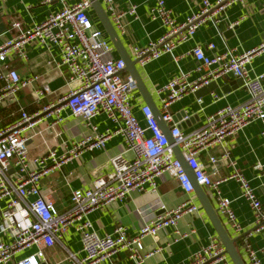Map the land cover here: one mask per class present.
Instances as JSON below:
<instances>
[{"label":"built area","instance_id":"obj_1","mask_svg":"<svg viewBox=\"0 0 264 264\" xmlns=\"http://www.w3.org/2000/svg\"><path fill=\"white\" fill-rule=\"evenodd\" d=\"M59 1L60 9L49 13L40 23L23 28L17 21L14 27L19 33L11 39L0 38V104L21 106V92L41 81L42 74L22 76L11 67L14 60L28 59V47L34 41L49 50L48 65L66 68L69 86V90L55 102L39 111L31 113L21 107L19 118L0 128V225L1 234L8 233L10 236L9 239H0V263H47L43 248L62 242L66 233L73 230L79 236L80 249L67 250L65 259L58 264H103L112 261L121 252H126L134 264H143L145 259L160 250L155 248L145 251L143 238L146 235L156 237L158 231L165 227L176 228L183 214L200 210L197 203L187 199L173 208L161 205L165 213L146 223L134 235L122 225L115 227L112 233L101 235L94 228L90 214L101 206L123 199L134 190L156 192L158 179L165 174L173 177L186 193L193 194L191 176L174 152L173 146L176 145L223 224L232 232L237 245H242L245 263L263 264L261 251L255 249L247 239L251 231L246 232L237 220L232 200L222 194L218 188L220 181H215L212 174L217 172L221 162L232 165L231 153L225 148L227 137L236 134L252 121L261 120L264 123L262 77L251 75L248 69L253 56L264 45L241 53L231 50L218 52L212 42L208 44L211 54H207L201 45L192 48L193 57L200 63L197 69L204 73L189 81V73L179 68V74L159 89L161 114L165 122H174L169 110L174 101L224 75L243 78L249 99L238 106L226 105L218 109L206 117L202 126L189 132H185L177 122L172 124L169 128L173 143H170L148 104L140 106L143 122L135 113L133 97L137 86L133 77L124 73L125 61L115 55L116 49L101 23L93 19L90 0ZM99 1L122 34L127 30L123 18H138L135 5L125 11H118L115 6L117 0ZM237 2L243 3L245 0H202L203 6L198 13L178 22L165 0H153L151 19L160 20L168 31L158 41L135 47L132 59L137 61V65L145 66L152 59L173 53L178 45L192 39L201 25L215 21L216 16ZM172 36H177L174 42L170 41ZM180 59L174 55L177 64ZM51 92L46 80L35 88L34 93L37 99H41ZM64 112L80 118L94 129V133L72 140L61 153L49 147L45 155L31 158L29 141L53 133L56 125L66 119ZM100 113H104L113 125L103 132H97V127L92 124ZM41 125L43 127L39 128ZM115 134L124 136L126 151L130 155L121 152L111 156L103 173L90 187L73 190L70 207L60 212L53 199L41 190L43 177L81 158L87 151L104 148ZM217 146L225 150L220 156H211L210 164L205 165L200 154ZM228 179L238 182L241 196L252 209V230L264 232V202L257 196L249 179L241 172H234L223 180ZM3 201L6 204L4 208L1 207ZM33 245L41 249L15 261L18 252ZM227 258L222 242L213 238L208 245L193 253L186 264H213Z\"/></svg>","mask_w":264,"mask_h":264},{"label":"crops","instance_id":"obj_2","mask_svg":"<svg viewBox=\"0 0 264 264\" xmlns=\"http://www.w3.org/2000/svg\"><path fill=\"white\" fill-rule=\"evenodd\" d=\"M43 1L0 0V15L6 25V29L0 34V38L7 40L15 37L19 33V30L14 27V23L17 21L21 23L23 28L33 27L49 13L60 9L61 1L59 0ZM165 1L166 6L171 9L178 22L185 21L188 16L198 13L203 6L202 0ZM210 1L214 2L216 0ZM263 2L264 0H245L243 3H233L220 15L216 16L215 21H207L201 25L193 38L178 45L173 53H165L152 59L145 66L138 65L145 87L149 90L160 112L161 105L158 91L179 74V68L189 73V81L201 77L204 73L197 69L200 63L191 53L195 45H201L207 54L212 53L211 49L208 48V44L211 42L215 44V50L218 52L231 50L234 53L260 48L264 45ZM132 5L137 6L138 18L135 19L131 16L123 18L127 23V30L124 34L116 29L131 57H133L135 47H143L149 41H158L168 31V28L160 20L151 19L150 9L153 6V0H117L115 3L118 11H125ZM91 15L95 22H100L94 9H92ZM233 26L236 27L233 33L227 35L226 31L231 27L233 28ZM176 38L177 36H172L170 41L174 42ZM115 55L119 56L117 51ZM174 55L181 57L179 64L174 61ZM49 58V50L38 41H34L28 47V59L26 61L14 60L11 62V67L17 69L22 76L38 73L42 74L43 77L34 86L21 92L19 96L21 106L0 104V128L17 120L20 116L21 107L31 113L39 111L45 105L55 102L61 94L69 90L66 68L64 66L48 65ZM248 69L251 75L262 77L264 84V48L253 56L248 64ZM124 73L129 74L127 71ZM45 79L48 81L52 92L41 99H37L34 93L35 88L40 87L46 81ZM216 81L217 88L214 91L205 92L200 98L194 92H189L170 105L169 110L173 114V118L180 114L181 119L177 123L180 125V122L183 121L184 126H181V128L185 132L199 128L204 124L208 115L226 105L238 106L248 101L249 93L244 83H238L237 77L224 75ZM1 84L0 82V87ZM231 84L235 86H231ZM224 88H228V90L224 91ZM143 103L146 102L137 88L133 97V108L142 122L143 115L140 106ZM5 106L7 108L13 107L9 115L2 112V109L6 108ZM63 116L66 119L61 124L56 125L53 133H46L44 137L37 136L29 141L31 158L45 155L49 147L61 153L72 140L94 133V129L86 125L80 118L70 116L68 112H64ZM174 123L176 122L167 123L164 119L161 122L159 121L164 132L170 129L169 127ZM92 124L97 127V132H103L113 127L104 113L96 116ZM263 131V121L255 120L244 126L236 134L227 137L225 148L231 153L232 165L228 166L227 163L221 162L217 172L212 174V177L215 181H220L218 188L222 194L232 200V207L237 220L245 227L246 232L251 231L252 234L248 235L247 239L255 249L261 251L264 264V232L252 230L254 215L249 204L241 196L242 190L238 182L234 179L223 180L234 172L243 173L255 188L259 199L264 202ZM225 148L211 147L202 152L200 158L205 165H209L210 157L213 155L220 156ZM121 152L130 155L126 151L124 136L115 134L106 142L104 148L87 151L81 158L68 162L60 170L45 175L42 179L41 190L53 199L56 208L60 212H64L71 205V192L75 189L90 187L93 181L103 173L110 157ZM187 199L193 200L200 206L197 213H185L178 219L176 228L165 227L158 231L156 237L146 235L143 238L145 251L160 248L157 253L145 259L143 264H186L193 253L208 245L213 238H218L220 241L221 239L196 193H186L169 174H165L158 179L156 192L134 190L121 200H115L107 206L95 209L90 214V219L96 231L101 235L112 233L115 227L119 225L127 227L129 233L134 235L146 223L165 213L161 205L173 208ZM1 207H6L4 201L1 202ZM1 227L0 225V239H9L8 233L1 234ZM227 231L233 237L228 228ZM246 232H244V236L247 235ZM235 244L245 262L246 258L242 245ZM40 249L41 247L37 245L25 248L16 254L15 261L35 254ZM79 249V236L73 230H69L62 242H57L55 246L50 248H43V251L47 263L58 264L65 259L67 250L78 251ZM0 264H13V262ZM103 264L134 263L129 260L126 252H121L112 261ZM213 264L234 263L228 255L226 260Z\"/></svg>","mask_w":264,"mask_h":264},{"label":"water","instance_id":"obj_3","mask_svg":"<svg viewBox=\"0 0 264 264\" xmlns=\"http://www.w3.org/2000/svg\"><path fill=\"white\" fill-rule=\"evenodd\" d=\"M90 2H91L93 9L95 10L98 18H99V21L101 22V24L103 26L108 38L110 39V41L114 45L119 56L121 58H123V60L125 61L124 71H127L133 77L135 84H136L138 90L140 91L141 95L143 96L145 102L150 107H152V110H153L158 122L159 121L161 122L163 119L162 114L159 111L158 106L154 102L152 96L150 95L149 90L147 89V87H145V84H144V82L141 78V75L139 73V70H138L137 61L133 60L132 57L129 55L119 33L117 32V30H116L115 26L113 25L111 19L107 15L102 3L99 0H90ZM235 28H236L235 26H233V28L231 27L230 29H228L226 31V34L227 35L232 34L233 30ZM5 29H6V25L4 24V22L2 20V16L0 15V34L3 31H5ZM237 81H238V83H244V80L241 77L237 78ZM232 85L235 86L234 84H231V86ZM216 88H217V81L214 80V81H211L209 84L202 86L199 89L195 90L194 93L196 94V96L198 98H200L203 95V93L214 91ZM228 88H224L223 90L227 91ZM173 119L175 122H179V120L181 119L180 114H178L177 117H174ZM181 126L182 127L184 126L183 121L180 122V127ZM165 133L167 134L170 143H173V138L171 137L170 129H168ZM173 148H174V152H175L176 156L182 161L185 169L190 174L192 184L194 186V191H195L202 207L206 211L209 219L211 220L219 238L221 239V241L225 247L226 253L230 256V258L234 264H245L241 254H240V252H239V250L235 244L236 239L231 237V235L227 231V229H226L225 225L223 224L221 218L217 214L212 202L210 201V199L206 195L203 187L199 186L196 183L193 172H192L190 166L188 165V163L186 162V160L184 159L180 149L176 145H174ZM41 264H47V263L43 262Z\"/></svg>","mask_w":264,"mask_h":264},{"label":"trees","instance_id":"obj_4","mask_svg":"<svg viewBox=\"0 0 264 264\" xmlns=\"http://www.w3.org/2000/svg\"><path fill=\"white\" fill-rule=\"evenodd\" d=\"M6 107V106H5ZM13 108V107H12ZM11 107H6L5 109H2L3 114L9 115L10 111L13 110Z\"/></svg>","mask_w":264,"mask_h":264},{"label":"rangeland","instance_id":"obj_5","mask_svg":"<svg viewBox=\"0 0 264 264\" xmlns=\"http://www.w3.org/2000/svg\"><path fill=\"white\" fill-rule=\"evenodd\" d=\"M103 27V26H102Z\"/></svg>","mask_w":264,"mask_h":264}]
</instances>
